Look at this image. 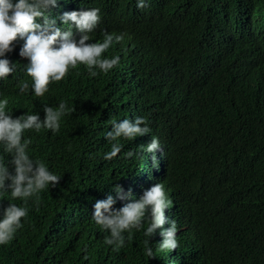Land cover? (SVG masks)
Wrapping results in <instances>:
<instances>
[{
	"label": "trees",
	"instance_id": "16d2710c",
	"mask_svg": "<svg viewBox=\"0 0 264 264\" xmlns=\"http://www.w3.org/2000/svg\"><path fill=\"white\" fill-rule=\"evenodd\" d=\"M17 0H13L16 3ZM78 0L81 10L100 9L103 33L124 35L103 54L120 57L108 74L92 77L84 65L36 97L24 75L23 40L5 57L16 71L0 79V99L8 98L13 117L38 113L61 101L74 109L61 119L60 131L34 130L28 154L61 177L25 204L3 190L0 218L9 203L28 208L23 227L0 245V264H264V0ZM80 11V10H79ZM65 11L52 9L53 17ZM57 27L66 30L57 19ZM77 41L80 34L75 31ZM29 89L21 95L19 85ZM146 118L147 126L170 145L172 161L163 184L172 207L184 216L179 248L159 251L157 229L145 255L144 230H132L119 252L104 243L108 232L91 219L97 200L114 198L119 184L128 201L143 194L150 168L139 169V137L121 139V153L104 154L111 121ZM133 122L135 120H132ZM135 153L126 158L128 151ZM10 157L0 145V163ZM175 204V206H174ZM176 251V252H175ZM186 258V259H185Z\"/></svg>",
	"mask_w": 264,
	"mask_h": 264
},
{
	"label": "clouds",
	"instance_id": "9594fccd",
	"mask_svg": "<svg viewBox=\"0 0 264 264\" xmlns=\"http://www.w3.org/2000/svg\"><path fill=\"white\" fill-rule=\"evenodd\" d=\"M78 0H0V79L5 82L16 71V64L3 58L13 51V42L18 38L23 40L19 51L22 58L27 59L24 65V75L31 78V88L36 97H43L49 91V85L62 81L69 70L78 65L86 66L89 75L97 76L99 72L108 74L120 62V57L104 58L103 54L113 45L120 43L124 35L103 33L102 42H95V36L102 22L100 9L81 10L76 6ZM145 0H137V7L144 9ZM62 7L65 11L59 17H53L51 10ZM80 10V11H79ZM57 19L63 22L66 30L57 27ZM74 29L80 34L77 41ZM19 93L23 95L29 89L27 82L17 85ZM8 98L0 99V145L10 159L7 163H0V199L4 197L3 190L9 192L13 200L19 199L25 204L32 197L51 186L55 188L61 177L49 171L46 164L39 159H32L28 154L31 140L25 133L34 130L39 133L47 129L53 134L60 131L61 119L74 109L61 101L58 107L45 105V117L41 120L38 113H24L13 117L8 109ZM131 119L119 122L111 121V130L105 139L111 144L110 151L104 154V159L111 161L122 151L121 139L134 140L139 137L143 152V163L140 170L150 168L147 172V181H143L139 199L125 203L123 207L114 208L117 199L128 201L132 191L127 192L119 185L114 186L117 197L111 194L106 199L97 200L91 219L103 231L109 233L104 243L112 246V250L119 252L127 239H131L132 230H141L147 221L144 230L145 255L154 258V252L149 243L157 229H162L163 237L159 243V251H174L179 248L178 237L184 231V216L180 211L171 213L172 220L166 223L165 211L172 207L163 182V177L169 171L172 161V152L167 141L158 136L147 126L146 118L131 114ZM135 153L128 151L126 158ZM166 161V164H165ZM175 206V204H174ZM28 208L9 203L3 209L0 218V245H7L15 233L23 227L22 218L27 217ZM176 252V251H175ZM186 259V258H185ZM190 264L189 260H186Z\"/></svg>",
	"mask_w": 264,
	"mask_h": 264
},
{
	"label": "bare ground",
	"instance_id": "6f19581e",
	"mask_svg": "<svg viewBox=\"0 0 264 264\" xmlns=\"http://www.w3.org/2000/svg\"><path fill=\"white\" fill-rule=\"evenodd\" d=\"M165 164H166V161H165Z\"/></svg>",
	"mask_w": 264,
	"mask_h": 264
},
{
	"label": "rangeland",
	"instance_id": "374dc122",
	"mask_svg": "<svg viewBox=\"0 0 264 264\" xmlns=\"http://www.w3.org/2000/svg\"><path fill=\"white\" fill-rule=\"evenodd\" d=\"M169 170H170V167H169Z\"/></svg>",
	"mask_w": 264,
	"mask_h": 264
}]
</instances>
